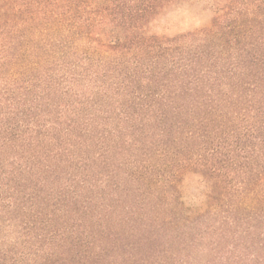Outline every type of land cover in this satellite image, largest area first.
Instances as JSON below:
<instances>
[{"label": "trees", "instance_id": "obj_1", "mask_svg": "<svg viewBox=\"0 0 264 264\" xmlns=\"http://www.w3.org/2000/svg\"><path fill=\"white\" fill-rule=\"evenodd\" d=\"M178 1L189 0H0V264H125L136 235L162 247L174 168L212 173L224 194L236 184L233 209L264 213V47L219 50L231 34L240 45L235 32L264 11L243 0L252 10L226 27L154 32ZM251 112L255 132L244 133ZM213 125L218 141L207 143L213 134L199 131ZM198 142L197 161L181 159ZM120 152L139 162L128 185L104 191ZM119 224L133 226L115 234Z\"/></svg>", "mask_w": 264, "mask_h": 264}, {"label": "rangeland", "instance_id": "obj_2", "mask_svg": "<svg viewBox=\"0 0 264 264\" xmlns=\"http://www.w3.org/2000/svg\"><path fill=\"white\" fill-rule=\"evenodd\" d=\"M237 1L238 2H236V0H189L173 2L156 17L153 30L161 35L175 37L211 29L216 22L218 25L226 27L229 23L233 22V20L230 19V14L233 12L236 13L235 11H239L238 13H240L242 11V13H245L244 11L249 12L252 10V7H248V9L245 8L246 2L244 3L243 0ZM254 3L253 6H256L255 13L264 11L261 8L257 9L258 0H255ZM260 18H262V22ZM249 20L253 21L250 33H246L245 28L242 29L243 32L241 33L240 29L235 32L238 34L237 40H239L240 45L229 46V40L234 37V35L231 34L230 36L228 35V42H224L225 49L222 50L220 48V51H225L227 48V50H229L228 52L232 55L234 53L233 47L241 48L246 45L253 47L260 42H262V46L264 47L263 14L260 16H252ZM244 34H247V37L244 36ZM228 90V87L224 89L223 96L228 95ZM254 117V114L251 112L248 118L247 129L242 132H255V130L252 129L257 125L256 118ZM231 129H233L232 126ZM219 131V126L213 125L211 129L207 131L201 130L199 132H202L201 136L207 134L206 132H211L213 136L207 138L208 140H204L210 143L215 140L216 142L218 141L216 136ZM214 132H216L215 136ZM203 136L202 138H204ZM251 136L253 135L249 137ZM251 140L253 141V138H251ZM201 146H204V143L198 142V145L195 144V146L191 147L190 152H184L185 154L183 153L181 159L188 155L194 162L197 161L198 155L200 156L201 154ZM211 148L213 147L209 144L206 150L210 151ZM179 149L180 148L176 150L178 151ZM248 150L251 154L248 153V156L250 155L252 162H255L259 154L252 152L254 150L253 147ZM125 154L126 155H123L120 152L118 157L112 158V170L110 171L108 168L106 170L107 172L110 171L111 176L115 174V179L109 180L112 181L111 187H108L106 184L101 186L104 188V191H107V188V192H110L111 188L113 190V188L116 189L117 186L122 187L123 185L125 187L129 184L128 181L131 179L130 174H132V172L134 173L132 162L134 164L136 161L139 162V160L135 154L133 155L130 152H126ZM239 154L238 152L233 158L234 160L238 159L240 162L239 166H241L244 161L243 158L240 159L238 157ZM132 155L134 157H131ZM180 155L181 154H178V156ZM205 155L209 154L207 153L204 154V156ZM246 160L247 159H245V162ZM173 170H175L172 171L173 174L174 172H178V174L175 176L174 182L172 183L173 188H169L171 198L169 200L166 199L167 204L169 203L168 211H161L162 218L166 217L167 220L168 216V225H166V221L161 223L164 225V228L160 238H162L161 242H163L164 245L161 247L159 241L156 246L151 244V242L143 246L139 235L138 237L136 235L135 238H131L128 241L126 239L125 241H127L128 244H134L133 246L127 247L129 252L125 255V259H127L125 264H181L180 261H178L180 257L185 259L187 264H264L262 261L264 260V251H261V248H263L262 245L264 244V213L258 211L255 203L252 205V209L250 208L247 213H238L233 209L238 204V197H236V195L239 188L236 184L232 189L233 192L229 191V193L227 192L224 194V191L222 192L221 189L219 190L218 188V190L214 191L212 188L214 183L217 182L213 179L215 175H212L210 172H205L204 174V169L200 167L188 166L186 168L187 172L185 173H183L184 168L183 170L181 168H174ZM112 171H114V174ZM231 180L230 178L229 182ZM106 181L107 178L103 179L104 183ZM94 182L96 183V181ZM120 190H122V188ZM117 194L120 195V191L117 192ZM113 198L111 200L117 199L116 196ZM130 203H132V201H130ZM125 204L122 203L116 211L115 219L118 223L129 215L127 204ZM142 213H144V211ZM234 219L238 220L236 226L228 222ZM117 226L116 228L114 227L115 234L118 233V230L124 228L130 231L133 225L130 224L129 226L122 227L119 224ZM224 231L226 232L225 236H223ZM111 242L113 241H110V243ZM183 244H186V248H182ZM152 246L155 250L153 253L150 251ZM109 249L113 250V247ZM167 250H169L168 254H166Z\"/></svg>", "mask_w": 264, "mask_h": 264}]
</instances>
